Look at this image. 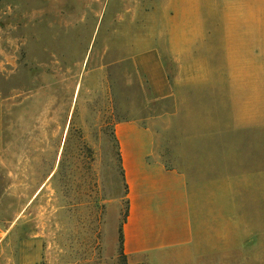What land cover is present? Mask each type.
I'll return each mask as SVG.
<instances>
[{
  "label": "rangeland",
  "instance_id": "rangeland-1",
  "mask_svg": "<svg viewBox=\"0 0 264 264\" xmlns=\"http://www.w3.org/2000/svg\"><path fill=\"white\" fill-rule=\"evenodd\" d=\"M176 20L179 35L203 40L171 59L166 24ZM148 36L174 85L168 100H154L133 65L135 41ZM203 86H221L222 100L224 86L264 91V0H0V238L11 239L0 264H134L121 241L126 185L115 127L150 128L171 167L198 148L239 145L225 114L217 127L204 115L198 102L214 92ZM213 128L221 133L200 137ZM260 134L250 137L254 162ZM252 264H264V250Z\"/></svg>",
  "mask_w": 264,
  "mask_h": 264
},
{
  "label": "crops",
  "instance_id": "crops-1",
  "mask_svg": "<svg viewBox=\"0 0 264 264\" xmlns=\"http://www.w3.org/2000/svg\"><path fill=\"white\" fill-rule=\"evenodd\" d=\"M168 21L174 22L172 17ZM166 25L170 27L166 42L171 59L193 53L203 40L199 35H179L174 28L178 20ZM157 42L153 36L136 40L133 65L153 99L161 101L174 96V85ZM203 87H211L214 92V98L198 102L208 108L204 115L217 127L221 114H225L228 132L242 135L239 145L234 142L224 148H198L196 157H190L184 166L171 167L158 158L150 128L134 120L115 127L127 188L123 253L131 263L252 264V252L264 250V91L254 96L251 86H224L226 98L222 100L221 86ZM185 102L179 105L186 106ZM174 103L177 106V100ZM186 103L193 106L192 101ZM257 106L259 115L253 114ZM189 113L187 110L183 115ZM257 116L260 125L255 124ZM258 128L261 155L254 162L250 137ZM212 130L200 137L221 133L219 129ZM3 147L0 104V153ZM254 220L262 221L261 229H254ZM10 243L11 239L8 242L7 237L0 238V259L5 257ZM27 247L28 242L22 240L21 259L26 262Z\"/></svg>",
  "mask_w": 264,
  "mask_h": 264
},
{
  "label": "trees",
  "instance_id": "trees-1",
  "mask_svg": "<svg viewBox=\"0 0 264 264\" xmlns=\"http://www.w3.org/2000/svg\"><path fill=\"white\" fill-rule=\"evenodd\" d=\"M118 155H119V153H118ZM122 176H123V174H122ZM126 193H127V188H126ZM127 201H126V211H125V218H124V220H123V223L125 222V220H126V217H127ZM121 241H122V247H123V233H122V229H121Z\"/></svg>",
  "mask_w": 264,
  "mask_h": 264
}]
</instances>
